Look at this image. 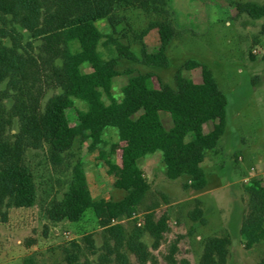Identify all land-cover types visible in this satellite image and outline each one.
Instances as JSON below:
<instances>
[{
    "label": "trees",
    "instance_id": "16d2710c",
    "mask_svg": "<svg viewBox=\"0 0 264 264\" xmlns=\"http://www.w3.org/2000/svg\"><path fill=\"white\" fill-rule=\"evenodd\" d=\"M169 1L0 0V205L7 198L17 208L35 206L37 185L26 163L29 149L48 147L51 162L60 166L78 138L89 141V150L94 151L109 144V132L116 133L118 140L109 150L101 149L99 159L125 197L96 201L83 162L78 161L69 190L48 210L55 223H76L87 210L94 211L108 238L97 264H129L125 247L139 264L154 263V255L139 238L140 231L128 234L122 224L136 215L151 189L140 166L142 159L162 153L170 180L186 177V188L203 191L208 185L206 157L227 131L229 100L206 64L185 62L176 73L175 86L160 80L156 85L151 72L119 70L123 60L150 67L168 65L167 50L176 35L172 23L155 20L130 37L126 13H167ZM232 6L253 19L264 18V4L248 1ZM102 21H106V31L98 26ZM151 30L158 31L159 50L150 52L143 45L138 54L134 42ZM86 64L89 72L83 68ZM197 69L201 70L200 83L184 74ZM120 75L130 78L117 100L114 79ZM49 91L54 94L44 104ZM77 102L84 108H78ZM72 109L77 113L74 126L70 124ZM163 113L171 118L170 128ZM209 124L212 129L206 131ZM247 190L251 214L243 223L241 237L250 249L264 243V183L255 180ZM196 215L195 219L201 218L202 213ZM168 221L166 215L156 219L150 214L145 219L143 231L155 239V248L169 230ZM84 240L86 250L95 255L92 236ZM228 245L222 239L210 242L200 264H226ZM81 255L79 247L66 249L68 264H93L88 258L82 261ZM168 264L179 263L169 260ZM259 264H264V258Z\"/></svg>",
    "mask_w": 264,
    "mask_h": 264
},
{
    "label": "rangeland",
    "instance_id": "374dc122",
    "mask_svg": "<svg viewBox=\"0 0 264 264\" xmlns=\"http://www.w3.org/2000/svg\"><path fill=\"white\" fill-rule=\"evenodd\" d=\"M248 1L264 4V0H171L166 6L167 13L146 14L142 10L126 13L132 31L130 37L151 22L163 19L172 23L176 35L167 50L166 67L123 60L121 72L128 69L135 73L151 72L156 75V85L160 80L175 86V76L182 65L197 60L212 70L229 100L226 134L204 163L208 185L203 191L186 188V177L170 180L160 152L145 156L140 163L151 189L136 215L122 224L128 234L140 231L141 242L155 257L154 263L149 264H168L169 260L200 264L207 245L219 239L229 244L226 264H259L264 258V243L249 249L241 237L243 223L251 214L247 187L264 172V18L253 19L232 6ZM98 26L103 31L108 28L106 21ZM143 45L150 52H157L161 45L158 31L151 30L137 39L134 50L140 54ZM83 68L90 71L87 64ZM184 74L195 83L201 82L199 69ZM129 78L120 75L114 79L113 94L117 100L121 99L122 88ZM53 94L54 91L47 93L44 104ZM77 107L83 109L84 105L77 102ZM76 115L72 109L73 126L77 125ZM162 116L170 128V116L166 113ZM211 129L212 125L206 126V131ZM15 132L16 128L12 129L11 133ZM109 136V144L94 151L89 150V141L78 138L60 166L51 162L48 147L27 151L26 163L37 185V202L31 208H17L6 198L0 205V264H68L66 249L74 251L78 247L82 261L88 258L93 264L98 263L108 238L94 211L87 210L76 223L66 220L55 223L50 220L48 210L69 190L78 161L83 162L96 201H119L125 197L126 192L115 187L116 178L108 174L106 164L99 159L100 150H109L118 140L114 132H109ZM117 161L120 163V152ZM252 167L256 168V178H252ZM198 212L202 213L201 218L195 219ZM150 214L156 219L163 215L169 218V230L162 235L158 248L154 247L155 239L143 231ZM87 235L94 240L95 255L86 250ZM123 251L129 264H139L126 247Z\"/></svg>",
    "mask_w": 264,
    "mask_h": 264
},
{
    "label": "built area",
    "instance_id": "2783aa9c",
    "mask_svg": "<svg viewBox=\"0 0 264 264\" xmlns=\"http://www.w3.org/2000/svg\"><path fill=\"white\" fill-rule=\"evenodd\" d=\"M255 53H257V51H254ZM251 174H252V178H256V168L252 167L251 168ZM260 180L264 183V172L262 173ZM246 182H250V179H247Z\"/></svg>",
    "mask_w": 264,
    "mask_h": 264
}]
</instances>
